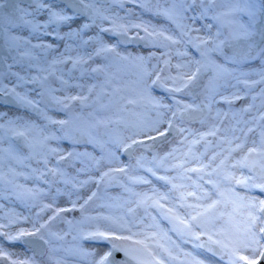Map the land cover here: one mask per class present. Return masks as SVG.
<instances>
[{
    "label": "snow or ice",
    "instance_id": "6c2138e0",
    "mask_svg": "<svg viewBox=\"0 0 264 264\" xmlns=\"http://www.w3.org/2000/svg\"><path fill=\"white\" fill-rule=\"evenodd\" d=\"M105 36L120 39L112 44ZM120 43L147 51L121 52ZM0 48V64L16 78L0 94L43 121L0 113V199L38 209L34 218L14 211L0 217V264L264 260V0H0ZM16 65L26 74L12 72ZM27 84L38 86L40 99L17 91ZM257 85L259 105L252 95L238 111L214 109L218 96L231 105ZM228 88L236 90L225 95ZM44 98L67 118L48 116ZM209 121L203 132L182 126ZM172 131L181 147L144 155L154 147L149 141ZM54 141L72 147H53ZM141 149L135 164L121 162ZM141 169L168 191H137L152 184ZM161 169L176 175H158ZM21 179L59 182L64 190L57 187L44 203L47 193ZM113 186L121 194L110 195ZM61 195L67 207L58 206ZM75 211L79 219L62 215ZM54 221L67 228L54 230ZM21 222L31 227L14 228ZM5 242L24 251H9Z\"/></svg>",
    "mask_w": 264,
    "mask_h": 264
},
{
    "label": "bare ground",
    "instance_id": "6f19581e",
    "mask_svg": "<svg viewBox=\"0 0 264 264\" xmlns=\"http://www.w3.org/2000/svg\"><path fill=\"white\" fill-rule=\"evenodd\" d=\"M26 4H27V1L25 2V5ZM126 7H132V6L129 5V6H126ZM120 14L124 15V13L122 11L120 12ZM143 18L145 20L151 19V17L149 15H145ZM40 19L43 20V17H41ZM153 22H156V21H153ZM77 23H79V21ZM20 34L28 35L26 30L24 32L20 33ZM45 39L46 40H50L51 38L47 37ZM105 39H106V41L108 43H112V44L117 43L118 40H119L117 37H114V40H112L111 36H105ZM33 42L35 43L36 41L33 40ZM119 51H121V52L128 51V52L136 53V52H140V51H145L146 52L147 50L146 49H142L141 47H138L136 44L120 43L119 44ZM8 63H11V60H9ZM251 67L252 68H257L258 65L257 64H252ZM246 70H248V69L246 68ZM11 71L12 72H19L21 75H25L26 74L22 70L20 65H16L14 68L11 69ZM31 74L35 75L34 70L32 71ZM15 79L16 78L14 76L9 75L8 72H7L4 75L0 76V86L12 87L15 84ZM238 87H239V90L241 92L245 91L243 85H239ZM261 87H262L261 85H258V87L256 86V89L254 88L252 90V92L248 95L247 98L234 101L231 105L225 103L218 96L217 97L218 105H216L214 109H220L222 111H226L227 112L229 110V108L231 107V109L233 111H238L240 108L245 107L248 104L252 103L251 96L252 95H257L259 93ZM35 88H37L36 85L27 84L23 88H18L17 91L27 92L29 94V96L31 98H33L32 94L35 93V91H33V89H35ZM235 90L236 89L228 88V89L223 90V91H224L225 95H230L231 92H233ZM70 91L72 93H75L76 89H70ZM157 94L158 95H164V93H162V92H158ZM57 95H62V94L61 93H57ZM10 98H12V97H10ZM37 99H39V97ZM185 101L186 102H190V100H185ZM255 104L256 105L260 104V98H259L258 95H257V99L255 101ZM22 107H24V106H20L19 107V106H15L14 104H10V103L9 104L0 103V113H6L7 116H16V115L30 116L32 119H35L37 123H43L42 119L39 118L37 116V114H34L30 109H26V108H22ZM255 111H256V109H253V112H255ZM47 115L52 117V118H54V119H62V117L59 114H57V113H53V112L50 113L49 112V113H47ZM245 118H247V117H245ZM229 119H231V117H229ZM210 123H211V121H209L208 123L204 124L202 127L200 125L198 127L194 126V128H192L191 130L193 132L206 131ZM225 123L227 124L228 121H226ZM161 127L164 128V127H166V125H162ZM176 135L173 136V135H171V132H169L167 137H159L157 139V141L162 140V142H160V143L158 142V155L159 156H164L165 154L170 152L173 147H181L177 143L181 139V136L180 135L176 136ZM184 135H187V133H184ZM52 146L53 147L59 146V147L65 149V150H69L70 149L69 147L66 146V144H64V141H60L58 145H57V142L54 141V142H52ZM198 148L200 150H203L201 146L198 147ZM185 150H186V148H185ZM139 155H140V153H135L134 154V161H136V157L139 156ZM144 155H145V152H144ZM50 159H51L50 166L54 165L55 164V158L53 157V158H50ZM122 160H125V161H127V163H129L128 159H126L124 155L121 156V162H122ZM38 166L39 165H36L35 163H33V167H38ZM79 167H82V165L79 162H76L74 168H79ZM74 168L71 169L70 173L75 174ZM23 171L27 172L28 169H23ZM138 174L139 175H147L149 177V179L152 181V184L151 185H137L136 186V190L137 191H147L150 187L154 186V187L158 188L160 191L164 192V191H168V189L170 187L168 185H165L164 181L158 180L156 177L150 176V174L146 173L143 169L139 170ZM158 175H161V174H158ZM175 175H176V173L173 172L171 176H175ZM84 178H86L84 175L80 176V179H84ZM48 179L51 180L52 177H48ZM21 183L26 184L28 187H38V188L42 189L45 193H47L48 191H52L53 190V192L50 193V195L48 194V197L46 195V196H44L42 198L44 203L51 202V197L53 195H55V191L54 190H56L57 187L60 188L62 191L64 190V185L62 183H59V182H57L56 184H53L51 187H49L48 184L43 183L42 180L36 181V180H33V179H29V180H23ZM89 191H90V188L86 187V188H83V189L80 190V194H81L82 197L86 198V196L89 194ZM121 192H122V189L120 187H118V186H113L108 191V193L110 195H112V196H117V195L121 194ZM75 198L76 197L73 196V199H75ZM14 200H16V199L15 198H13V199H0V217L5 216L6 214H8L10 212H13V211L16 212V213H20L23 216H30V217H33V218L35 217V213L38 211L37 208L26 207L24 205V203H22L19 200H16V201L19 202V205H18V203L15 204L13 202ZM80 202H82V200ZM57 204H58V206H61V207H67L68 206V197L65 196V195L59 196L58 199H57ZM48 214L49 213H44L42 215L46 217ZM137 214L138 215H142L143 214L142 209L137 210ZM62 215H65V213H63ZM153 215H155L154 211H153ZM73 217H75L76 219H79L80 215L78 214V211H75V215H73ZM73 217L72 216L71 217L67 216L68 219H72ZM161 223H162V226H164L166 228L169 227V225L167 224L166 221H161ZM15 227H31V222H21L19 225H15L14 228ZM66 228H67V225H66ZM59 229H64V227L60 226V227L56 228V230H59ZM5 247L9 251L23 252L25 246L22 245V244H19V243L15 244V245H9L7 242H5ZM185 247L188 248V250H190V251L192 250L190 245H185ZM199 252H200V250H196L194 254H199ZM201 258H203V257H201Z\"/></svg>",
    "mask_w": 264,
    "mask_h": 264
},
{
    "label": "rangeland",
    "instance_id": "374dc122",
    "mask_svg": "<svg viewBox=\"0 0 264 264\" xmlns=\"http://www.w3.org/2000/svg\"><path fill=\"white\" fill-rule=\"evenodd\" d=\"M126 6H129V5H126ZM114 37H116V36H111V38H112V40H114ZM15 67V66H14ZM13 67V68H14ZM8 72V69H7V71H1L0 70V76L1 75H4L5 73H7ZM35 72V71H34ZM36 87H38L37 85H36ZM32 97L34 98V99H37L38 97L36 96V93H34V94H32ZM40 99V98H39ZM183 99L184 100H190V102H192V98L191 97H188V96H184L183 97ZM200 99H202V97L201 98H198L197 100H196V102L197 103H199L200 102ZM217 101H218V99H217ZM45 105H47V113H57V114H59L61 117H62V119H66L67 118V115H66V113L65 112H63V111H60L59 109H58V107L56 106V105H54L53 103H51L47 98H44L43 99V103L41 104V107H44ZM216 105H218V102L214 105V108H215V106ZM203 126V125H201L200 123H197V122H191V123H189V122H185L182 126L183 127H186V128H190V129H192V128H194V126ZM178 135V134H177ZM176 135V136H177ZM189 139H192V137H189ZM209 139H215V138H212V137H210ZM158 142L160 143V142H162V140H160V141H155V142H153V141H149V144H154V147L153 148H151L149 151H147V152H145V155L146 156H148V158L149 159H151L153 156H158V157H160L159 155H158ZM64 144H66V146L67 147H69V148H71L72 146H71V144H70V142L69 141H64ZM202 147V145H197L196 147L198 148V147ZM89 150H91V149H89ZM144 150H139L138 152H136V153H141V152H143ZM135 154V153H134ZM97 155H99L98 154V152H97ZM125 156V158L126 159H128V161H129V163H127V161H125V160H122V162L124 163V164H134L135 163V161H134V155L131 157V158H129V157H127L126 155H124ZM71 169L72 168H67L66 170L67 171H71ZM172 173H173V171H169V172H165V171H163L162 169L161 170H159L158 171V174H161V175H168V176H171L172 175ZM94 174V173H93ZM23 180L21 179V181L20 182H22ZM94 187V186H93ZM111 189V187L108 189V191ZM53 192V190L52 191H48L47 192V197H48V194L50 195V193H52ZM46 196V195H45ZM15 204L16 203H18V205H19V202L18 201H16V200H14L13 201ZM78 214L80 215V213L78 212ZM92 214H95V211H93L92 212ZM73 215H75V212H69V213H65V215L64 216H68V217H73ZM55 225H56V228L57 227H64V229H66V225L64 224V223H57V222H53ZM56 228L54 229V230H56ZM69 239H71L70 237H69Z\"/></svg>",
    "mask_w": 264,
    "mask_h": 264
},
{
    "label": "water",
    "instance_id": "95a60500",
    "mask_svg": "<svg viewBox=\"0 0 264 264\" xmlns=\"http://www.w3.org/2000/svg\"><path fill=\"white\" fill-rule=\"evenodd\" d=\"M27 0H25L26 2ZM118 39H120L119 37H117ZM0 54H2V48H0ZM0 70L1 71H6L7 68L3 65V64H0ZM0 103H3V104H14L15 106H22L20 105L19 103H16L13 101L12 98H10L9 96H5L3 94H0ZM22 108H25V107H22ZM177 133L175 131H172L171 132V135H176ZM260 264H264V260H261Z\"/></svg>",
    "mask_w": 264,
    "mask_h": 264
},
{
    "label": "flooded vegetation",
    "instance_id": "af4514ba",
    "mask_svg": "<svg viewBox=\"0 0 264 264\" xmlns=\"http://www.w3.org/2000/svg\"><path fill=\"white\" fill-rule=\"evenodd\" d=\"M253 64H257L258 65V63H256V62H254ZM259 66V65H258ZM257 87H258V85H257ZM255 89H256V87H255Z\"/></svg>",
    "mask_w": 264,
    "mask_h": 264
}]
</instances>
